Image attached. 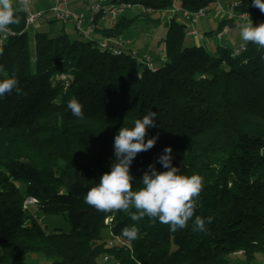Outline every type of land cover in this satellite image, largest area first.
<instances>
[{"label": "trees", "instance_id": "trees-1", "mask_svg": "<svg viewBox=\"0 0 264 264\" xmlns=\"http://www.w3.org/2000/svg\"><path fill=\"white\" fill-rule=\"evenodd\" d=\"M123 1L151 8L159 17H145L157 25L174 12L165 22L161 59L150 61L131 44L117 53L99 47L96 34L128 41L125 32L138 16H124L111 29L98 26V14L92 40L39 31L34 54L23 12L10 26L15 35L0 51V66L22 93L0 98V264H27L31 253L50 264H229L239 252L256 261L264 255V49L249 44L236 54L229 46L186 44L188 25L175 8L210 12L217 0ZM233 1L253 24L264 18L253 0ZM224 25L234 26L222 19L218 31ZM73 98L83 106L82 119L67 107ZM150 110L157 126L146 141L159 139L134 159L133 190L149 165L167 171L156 161L169 147L180 174L203 180L193 218L174 233L147 217L133 222L134 207L102 213L84 202L111 171L119 130ZM27 197L44 215L65 218L71 230L49 232L31 206L24 208ZM196 216L213 218L207 231H193ZM134 224L139 237L128 241L121 231ZM112 236L122 244L110 246Z\"/></svg>", "mask_w": 264, "mask_h": 264}, {"label": "clouds", "instance_id": "clouds-1", "mask_svg": "<svg viewBox=\"0 0 264 264\" xmlns=\"http://www.w3.org/2000/svg\"><path fill=\"white\" fill-rule=\"evenodd\" d=\"M253 6L264 13V0H253ZM30 7L31 0H0V35L7 36L11 31L10 26L20 23L19 13ZM224 31L227 32L228 28ZM239 35L241 49L249 44L264 49V23L254 26L249 18L240 25ZM0 73L5 76L0 80V98L13 90L18 95L22 93L14 75L9 77L2 66ZM67 107L75 117L84 118L83 106L75 98L68 102ZM156 117L157 113L150 110L143 119L135 120L134 127H122L119 130L114 138L115 161L111 171L103 174L99 183L87 191L84 202L102 213L128 211L130 207H134L136 211L130 214L133 222L147 217L153 225L158 220L161 224L168 225L169 231L174 233L186 228L193 218L203 180L199 175L180 174V169L172 164V149L169 147L164 149V153L156 161L167 171L161 172L155 164L149 165L143 174L142 186L133 190L134 177L130 169L134 159L139 153L152 149L159 139L156 136L146 141L148 129L157 126ZM110 218L106 217V222ZM212 221L211 216L206 219L196 216L193 231H207L206 223L210 224ZM139 231L134 224L124 227L121 235L128 241H133L139 237Z\"/></svg>", "mask_w": 264, "mask_h": 264}, {"label": "rangeland", "instance_id": "rangeland-1", "mask_svg": "<svg viewBox=\"0 0 264 264\" xmlns=\"http://www.w3.org/2000/svg\"><path fill=\"white\" fill-rule=\"evenodd\" d=\"M33 7L36 12L38 10L44 9L49 10L52 7L53 1L52 0H31ZM98 0H70V8L72 10H76L79 13L85 14L87 17H94L95 12L92 11V5L96 3ZM228 1V0H226ZM146 13H139L137 8L132 10H128L124 13V16H127L129 19H133L134 17L138 16L140 19L132 24L129 29L125 32L124 39L132 40L130 42L131 48L138 52L141 56H147L150 61H156L162 58L164 54V39L167 33V24L168 20L175 15L173 11L167 12L164 16H162L160 23L157 25L154 21H147V17H145ZM151 16V19H157L159 16L158 14H153V12L148 13ZM123 16V17H124ZM177 18H181V15H177ZM103 20V21H102ZM100 20V27H107L108 21L104 18ZM222 19L216 15V12L211 10L208 12L205 19L199 21L194 25V28L197 29L199 35L207 36V39L217 44L221 45H228L232 46L231 42L235 41V48H238L241 43L240 39V25L246 22L244 18H237L233 21V24L238 28L230 29V34L226 35L223 40H218L215 35L213 36L216 40L213 41L209 38L212 34L218 32L219 23ZM107 21V23H105ZM239 23V24H237ZM107 24V25H104ZM99 25V24H98ZM39 26V27H38ZM42 26V29L40 28ZM53 27L55 29V33H50L51 36L58 34V29L66 28L68 35L74 39L80 37V34L74 29L72 26L65 25L63 22L53 19H46L40 18L36 23L30 25L28 27L29 32V41H30V48L34 54V45H35V33L37 31H48L49 27ZM225 26V25H224ZM223 26V27H224ZM229 26V25H228ZM188 30V27H187ZM211 32L212 34L209 35L207 33ZM231 41V42H230ZM186 44L189 46L193 45H206V41L200 40L198 37H187ZM220 42V43H219ZM211 50H214L211 48ZM153 63V62H152ZM23 185H21L22 187ZM28 198V197H27ZM29 211L32 215L38 218L39 222L42 224L43 227L47 228L49 232H53L56 229H61L64 232H69L71 230L70 225L68 224L67 220L63 217H50L44 215L37 206H31ZM103 235L108 237V231L105 229L103 230ZM106 238V237H105ZM50 260L41 254L31 253L27 255L26 263L27 264H49ZM230 264H264V255H258L256 261L249 263L247 260L241 256L240 254L237 256L230 257Z\"/></svg>", "mask_w": 264, "mask_h": 264}, {"label": "built area", "instance_id": "built-area-1", "mask_svg": "<svg viewBox=\"0 0 264 264\" xmlns=\"http://www.w3.org/2000/svg\"><path fill=\"white\" fill-rule=\"evenodd\" d=\"M53 4L52 7L49 10L45 11H39L36 12L32 1H31V7L23 12L26 19V30L28 27L34 23H36L40 18L46 19H55L58 21L63 22L64 24H69L82 36V38L86 40H92L94 39V35L96 33V25H95V19L98 14L102 15V19L108 21V28H113L116 24V22L124 16V13L128 10H132L134 8H137L139 10V13H151L153 10L151 8H148L145 5L142 4H133L127 1L123 0H98L96 3L92 5V11L95 12L94 17H87L83 13H79L77 11H74L70 8V0H52ZM239 2L233 1V0H217L214 6V11L216 12V15L221 19H228L231 21H235L237 18H244L246 21L251 18L247 14H238L236 11V8L238 6ZM176 11L181 15L182 18H184L187 21L188 30H187V36L188 37H198L200 40H205L204 35H199L196 28H194V25L198 23L199 21L206 18L208 12L206 8H201L197 11H188V10H182L179 8H175ZM101 19V20H102ZM264 23V18H257L254 26H258L260 24ZM228 28V31L225 32L224 29ZM223 33V35H222ZM230 33V26L225 25L222 27L221 30L216 32L215 37L218 40H223L226 35H229ZM13 35H15V32L11 29L9 34L7 36L0 35V51L3 50L4 45L6 42L11 38ZM99 47L101 50L106 51H112L113 53H117L121 49H123L126 45L130 44V41L124 42L123 40H115L111 41L108 38H102L98 41ZM245 50V48L241 49L240 46L235 49V53L238 54L241 51ZM147 59H149L147 56H145ZM37 203L36 199L34 197H28L25 199L24 202V208L35 205ZM110 220L108 219L106 223H108ZM110 246H114L115 244L119 243L122 244V241L118 237H111L108 241ZM238 254H242V252H239ZM105 262L108 261V258L104 260Z\"/></svg>", "mask_w": 264, "mask_h": 264}, {"label": "crops", "instance_id": "crops-1", "mask_svg": "<svg viewBox=\"0 0 264 264\" xmlns=\"http://www.w3.org/2000/svg\"><path fill=\"white\" fill-rule=\"evenodd\" d=\"M72 9V8H71ZM44 9H40V10H38V11H43ZM74 10V9H73ZM74 11H76V10H74ZM127 17V16H126ZM178 20L179 21H182V22H184V23H186V24H188L187 23V21L184 19V18H178ZM103 21V20H102ZM105 23H107V21H105ZM235 24V23H234ZM237 24H239V23H237ZM65 25H68V26H71V25H69V24H65ZM104 25H107V24H104ZM98 26H101V24L99 23V25ZM39 27V26H38ZM40 28L42 29V26H40ZM232 28H238L237 26H233V27H231V29ZM46 29H48V31H49V33H55V29L51 26V27H49V28H46ZM62 30H65L66 31V28L64 27V28H62V29H58V31H62ZM42 32L44 31V30H41ZM37 32H39V31H37ZM44 32H47V31H44ZM60 32H58V34L60 33ZM36 34V33H35ZM214 36V34L213 35H211L209 38H211L213 41H215L216 39L213 37ZM96 38L97 39H102V35L101 34H96ZM127 40V39H126ZM128 41H130V42H133L132 40H129L128 39ZM205 41L207 42L206 43V45L209 47V48H212V49H215L218 45H221V44H217V45H215V43H212V42H210L208 39H207V36H205ZM231 42V41H230ZM220 43V42H219ZM132 45V44H131ZM231 45L232 46H229V47H233V48H235V41H232L231 42ZM226 46H228V45H226ZM49 264H50V262H49ZM230 264V263H229Z\"/></svg>", "mask_w": 264, "mask_h": 264}, {"label": "water", "instance_id": "water-1", "mask_svg": "<svg viewBox=\"0 0 264 264\" xmlns=\"http://www.w3.org/2000/svg\"><path fill=\"white\" fill-rule=\"evenodd\" d=\"M28 30V29H27Z\"/></svg>", "mask_w": 264, "mask_h": 264}]
</instances>
